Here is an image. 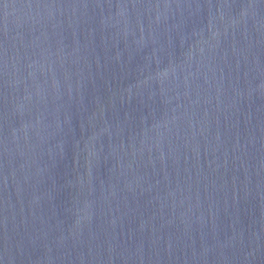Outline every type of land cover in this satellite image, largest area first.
<instances>
[{
  "label": "water",
  "instance_id": "1",
  "mask_svg": "<svg viewBox=\"0 0 264 264\" xmlns=\"http://www.w3.org/2000/svg\"><path fill=\"white\" fill-rule=\"evenodd\" d=\"M0 264H264V0H0Z\"/></svg>",
  "mask_w": 264,
  "mask_h": 264
}]
</instances>
